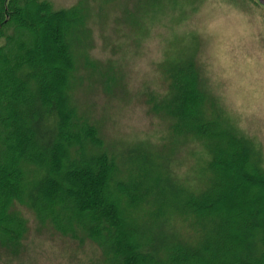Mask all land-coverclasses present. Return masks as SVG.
Here are the masks:
<instances>
[{
  "label": "trees",
  "instance_id": "trees-1",
  "mask_svg": "<svg viewBox=\"0 0 264 264\" xmlns=\"http://www.w3.org/2000/svg\"><path fill=\"white\" fill-rule=\"evenodd\" d=\"M85 17L79 5L0 0V247L19 252L26 208L55 232L94 242L102 264H264L260 152L207 110L193 59L168 70L171 97L159 108L173 134L207 151L205 186L166 184L143 166L120 178L70 94ZM172 220L188 236L166 233Z\"/></svg>",
  "mask_w": 264,
  "mask_h": 264
},
{
  "label": "rangeland",
  "instance_id": "rangeland-1",
  "mask_svg": "<svg viewBox=\"0 0 264 264\" xmlns=\"http://www.w3.org/2000/svg\"><path fill=\"white\" fill-rule=\"evenodd\" d=\"M79 5L85 26L73 42L71 97L113 154L120 178L154 168L163 183L200 190L209 155L173 134L159 106L171 97L168 70L193 59L208 111L260 152L264 170V8L252 0H51ZM213 105H211V104ZM214 107V108H213ZM236 181V172L230 174ZM28 231L18 253L0 247V264H102L92 241L65 237L22 208ZM168 234L188 236L172 220Z\"/></svg>",
  "mask_w": 264,
  "mask_h": 264
},
{
  "label": "water",
  "instance_id": "water-1",
  "mask_svg": "<svg viewBox=\"0 0 264 264\" xmlns=\"http://www.w3.org/2000/svg\"><path fill=\"white\" fill-rule=\"evenodd\" d=\"M260 3H263L264 4V0H258Z\"/></svg>",
  "mask_w": 264,
  "mask_h": 264
}]
</instances>
